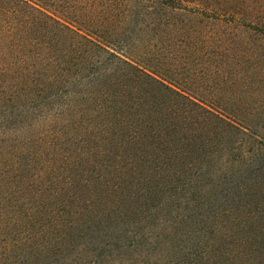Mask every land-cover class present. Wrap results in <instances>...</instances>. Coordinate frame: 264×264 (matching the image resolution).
I'll return each instance as SVG.
<instances>
[{
	"label": "trees",
	"instance_id": "16d2710c",
	"mask_svg": "<svg viewBox=\"0 0 264 264\" xmlns=\"http://www.w3.org/2000/svg\"><path fill=\"white\" fill-rule=\"evenodd\" d=\"M248 2L0 0V264H264Z\"/></svg>",
	"mask_w": 264,
	"mask_h": 264
},
{
	"label": "rangeland",
	"instance_id": "374dc122",
	"mask_svg": "<svg viewBox=\"0 0 264 264\" xmlns=\"http://www.w3.org/2000/svg\"><path fill=\"white\" fill-rule=\"evenodd\" d=\"M248 3L251 6L254 5L255 8L258 7L255 4L252 5L251 0H249ZM219 28L221 29L222 27H219ZM207 30L212 35H214L216 32H220V31H218L217 27L214 24H209L207 27ZM225 35L228 36L231 40L234 39V41H239L242 39L250 41L251 45L254 47L255 52H258V54H260L264 57V37H259V34L257 32H255V31L244 32V30H242L240 28H235V27L231 26V27H228L225 29ZM261 46H262V48H261Z\"/></svg>",
	"mask_w": 264,
	"mask_h": 264
}]
</instances>
